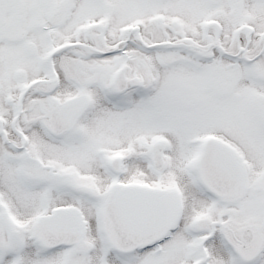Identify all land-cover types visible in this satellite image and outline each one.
<instances>
[{"label": "snow or ice", "instance_id": "snow-or-ice-1", "mask_svg": "<svg viewBox=\"0 0 264 264\" xmlns=\"http://www.w3.org/2000/svg\"><path fill=\"white\" fill-rule=\"evenodd\" d=\"M0 264H264V0H0Z\"/></svg>", "mask_w": 264, "mask_h": 264}]
</instances>
